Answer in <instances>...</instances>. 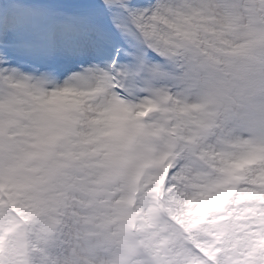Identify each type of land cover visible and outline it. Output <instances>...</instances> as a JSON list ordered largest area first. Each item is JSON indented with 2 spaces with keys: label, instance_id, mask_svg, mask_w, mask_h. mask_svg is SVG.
<instances>
[{
  "label": "snow or ice",
  "instance_id": "snow-or-ice-1",
  "mask_svg": "<svg viewBox=\"0 0 264 264\" xmlns=\"http://www.w3.org/2000/svg\"><path fill=\"white\" fill-rule=\"evenodd\" d=\"M264 0H0V264H264Z\"/></svg>",
  "mask_w": 264,
  "mask_h": 264
},
{
  "label": "clouds",
  "instance_id": "clouds-1",
  "mask_svg": "<svg viewBox=\"0 0 264 264\" xmlns=\"http://www.w3.org/2000/svg\"><path fill=\"white\" fill-rule=\"evenodd\" d=\"M253 77L236 80L226 89L231 97V109L237 114H247L256 119H264V88H258L252 83Z\"/></svg>",
  "mask_w": 264,
  "mask_h": 264
}]
</instances>
